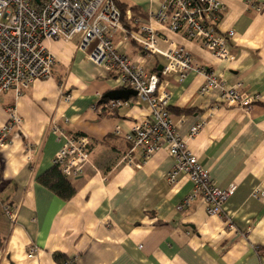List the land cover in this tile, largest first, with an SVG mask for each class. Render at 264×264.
I'll return each instance as SVG.
<instances>
[{"label":"crops","instance_id":"obj_1","mask_svg":"<svg viewBox=\"0 0 264 264\" xmlns=\"http://www.w3.org/2000/svg\"><path fill=\"white\" fill-rule=\"evenodd\" d=\"M219 1V31L234 32L228 39L231 63L200 40L148 21L160 0H120L126 4L124 29L142 36L141 25L150 22L160 53L144 51L120 30L112 41L148 73L158 72L165 63L161 52L176 46L192 55L195 66L222 79L221 86L202 93L201 71L183 79L160 76L178 134L186 140L190 128L202 124L186 140L187 149L219 188L236 185L221 214H207L199 197L183 205L193 185L184 173L168 182L174 162L165 148L147 158L137 149L127 162L131 145L124 135L149 115L148 105L136 95L117 108L104 106L111 101L103 97L107 92L124 88L115 73L88 57L79 35L45 39L55 58L52 76L20 94L0 96V130L9 107L22 119L0 145V264H64L74 257V264H264V0ZM236 85L258 99L248 107L223 101V89ZM63 94L71 96L69 102ZM54 124L95 143L83 173L66 177L75 189L68 199L39 181L61 145ZM4 203L15 211L13 220ZM31 246L34 256L28 255Z\"/></svg>","mask_w":264,"mask_h":264},{"label":"built area","instance_id":"obj_2","mask_svg":"<svg viewBox=\"0 0 264 264\" xmlns=\"http://www.w3.org/2000/svg\"><path fill=\"white\" fill-rule=\"evenodd\" d=\"M120 0H0V96L8 91L20 94L38 79L50 78L55 62L54 56L43 44L45 39L70 40L80 36L79 47L88 50V57L96 64L116 75L119 86L132 88L137 96L149 107V115L134 124L124 138L130 143L125 160L131 162L133 151L139 149L147 158L160 148H165L173 159V167L167 174L169 183H174L179 173L188 175L192 182V192L184 200L187 205L199 197L209 215H220L224 203L234 192L236 185L219 188L208 172L200 165L195 155L186 147V140L193 138L202 124L193 125L186 140L181 137L169 111L168 93L160 87V76L175 74L183 79L191 70L204 73L205 82L201 92L222 85V79L214 71L194 65L192 55L182 47L173 46L161 52L165 63L158 72L148 73L135 64L128 56L120 53L113 44L112 35L120 30L137 41L140 47L150 53H160L157 34L150 22L141 25L144 35H134L124 29ZM222 4L219 0H160L156 11L149 10L148 21L165 25L172 32H181L189 40H200L203 47L221 61L231 63L235 55L228 39L234 32L219 31ZM223 101L250 106L258 99L257 94L249 95L238 85L224 88ZM71 96L63 94L69 102ZM120 100L108 101L104 106L113 109L121 106ZM103 105H98L97 108ZM8 119L0 130V145L8 141L13 128L20 126L21 117L14 107L7 109ZM53 132L61 140V145L53 158L64 177H76L83 173L90 163V152L94 140L84 134L67 135L59 126H52ZM9 220L15 211L9 203L2 205ZM37 252L35 246L28 251L29 256ZM76 257L64 264H74Z\"/></svg>","mask_w":264,"mask_h":264},{"label":"trees","instance_id":"obj_3","mask_svg":"<svg viewBox=\"0 0 264 264\" xmlns=\"http://www.w3.org/2000/svg\"><path fill=\"white\" fill-rule=\"evenodd\" d=\"M117 6L121 11V20L124 21L126 4L118 1ZM104 100V99H102ZM39 181L57 193L61 198L68 199L74 193L75 189L70 182L64 177L56 166H53L47 172L39 177ZM59 259V256H56Z\"/></svg>","mask_w":264,"mask_h":264},{"label":"water","instance_id":"obj_4","mask_svg":"<svg viewBox=\"0 0 264 264\" xmlns=\"http://www.w3.org/2000/svg\"><path fill=\"white\" fill-rule=\"evenodd\" d=\"M161 67H159V70ZM137 92L132 88L114 89L107 92L103 97L109 100L127 101L130 96H136Z\"/></svg>","mask_w":264,"mask_h":264}]
</instances>
